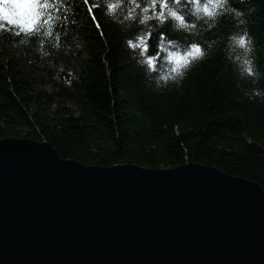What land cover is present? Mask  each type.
I'll list each match as a JSON object with an SVG mask.
<instances>
[{
	"label": "trees",
	"instance_id": "obj_1",
	"mask_svg": "<svg viewBox=\"0 0 264 264\" xmlns=\"http://www.w3.org/2000/svg\"><path fill=\"white\" fill-rule=\"evenodd\" d=\"M154 2L63 0L51 36L17 35L0 19V139L47 141L87 165L195 162L264 187V0H216L214 9L213 0H167L163 23L152 18L161 6ZM206 3L214 16L202 11ZM147 32L148 55L159 49L157 34L165 37L155 71L128 44ZM192 43L204 55L173 78L169 52Z\"/></svg>",
	"mask_w": 264,
	"mask_h": 264
},
{
	"label": "water",
	"instance_id": "obj_2",
	"mask_svg": "<svg viewBox=\"0 0 264 264\" xmlns=\"http://www.w3.org/2000/svg\"><path fill=\"white\" fill-rule=\"evenodd\" d=\"M0 264H264V187L195 162L87 165L0 139Z\"/></svg>",
	"mask_w": 264,
	"mask_h": 264
},
{
	"label": "snow or ice",
	"instance_id": "obj_3",
	"mask_svg": "<svg viewBox=\"0 0 264 264\" xmlns=\"http://www.w3.org/2000/svg\"><path fill=\"white\" fill-rule=\"evenodd\" d=\"M85 4H88V0H84ZM134 2V0H132ZM149 0H145L147 4ZM194 3L199 5V0H193ZM63 0H53V3H48V0H44L43 3L40 0H0V19H3L8 24L16 26L19 31L16 32L17 35L23 34H36L37 36H51L52 30L56 26L57 20L60 19L59 16H54L53 13L58 12ZM174 3H180V0H174ZM155 6V2L153 0V7ZM218 5L216 0H213L212 8H216ZM222 7V3L219 5ZM92 5H88V11L92 14V19L95 20V15L92 13ZM117 7L115 4H109V11H112ZM139 7V5H137ZM168 7L167 0H161L160 12L158 14H154L152 18L158 19L161 23L164 22V10ZM150 9L145 7L142 9L143 13H148ZM197 11H201L199 6L197 7ZM202 11L208 15L209 17L214 16L216 13L209 8V5L206 3L203 6ZM168 16L170 18L175 19L179 22L181 27H195V25H189L184 20V17L179 15L176 11H169ZM128 19H133L134 16L132 13H129V16L126 17ZM150 17L148 15H144L141 19V23H145ZM97 27L99 24L97 23ZM158 44L159 49L154 52L152 55H148L149 45L147 40L152 38V33L147 32L146 34L140 35L136 37V41L132 40L128 41V44L132 48H141L140 56L143 59L140 61L143 64L148 65L152 70H156V62L160 58L161 51H167V49L163 46V41L165 39L163 33H158ZM58 40L59 37L57 36ZM237 44L241 47L246 46L245 37H240L239 39L233 38ZM169 44H172L173 41L169 40ZM247 50V49H246ZM204 55V50L200 47L199 44L192 43L190 46L186 48V50L182 52L171 51L167 57V60L172 63L173 67L171 68V73L175 76H179L183 74V69L187 68L192 61L199 59ZM246 71L249 74H252L251 61L245 60ZM167 79V77H165Z\"/></svg>",
	"mask_w": 264,
	"mask_h": 264
},
{
	"label": "rangeland",
	"instance_id": "obj_4",
	"mask_svg": "<svg viewBox=\"0 0 264 264\" xmlns=\"http://www.w3.org/2000/svg\"><path fill=\"white\" fill-rule=\"evenodd\" d=\"M45 88H46L47 90H49L50 92H54V91H55L54 87L51 86V85H47V86H45Z\"/></svg>",
	"mask_w": 264,
	"mask_h": 264
}]
</instances>
